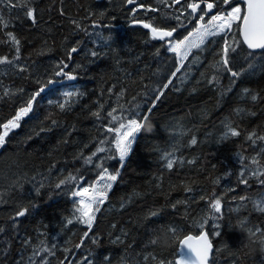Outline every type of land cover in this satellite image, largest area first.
<instances>
[{
    "label": "trees",
    "instance_id": "trees-1",
    "mask_svg": "<svg viewBox=\"0 0 264 264\" xmlns=\"http://www.w3.org/2000/svg\"><path fill=\"white\" fill-rule=\"evenodd\" d=\"M146 3L154 6L155 0H146ZM34 6L38 19L35 27L31 20L25 18L22 9L9 10L0 6L4 20L9 22L8 27L0 31V40L7 41L8 32L21 40V55L27 60L22 59L19 63H26L31 73L17 74L11 66L0 65V82L3 85L0 95H3L4 88L10 91L24 89L23 95L0 100V121L10 119L24 103L27 94L39 87L36 80L53 79L58 82L48 85L38 103H34V111L21 120L19 128L9 132L6 143L0 147V191L10 192L5 196L8 202L0 206V225L6 227L0 234V264H28L34 249L42 247L39 240L48 237L60 244L55 256L47 257L49 264H78L84 258L89 259V264H104L105 260L108 264H156L151 258L144 260L149 253L154 254L157 261L178 260V244L167 250L148 244L153 235L151 229L157 224H172L181 228L183 234H193L194 221L210 211L207 199L200 200L199 197H210L213 191L223 196L222 212L217 218L220 235L213 241L214 246L223 251L214 254V264H262L264 253H250L239 246L242 234L234 229L242 218L249 221L245 228L264 227V213L254 209L256 201H261L264 206V186L255 179L250 180L248 186L240 184L237 173L241 169L236 160L237 152L251 157L259 150V142L253 146L245 141L248 132L255 129L258 135L264 134V58H257L256 66L236 78L232 90L221 96V91L226 89L221 78L219 85L207 83L214 75L209 65L214 61L217 44L206 43L200 49L191 50L188 59L183 61L184 67L172 77L173 84L155 102L149 116L151 130H142L134 142L108 200L96 213L90 238L84 241L83 248L76 249L85 226L77 222L66 224L65 218H71L75 207L74 198L65 186L57 189L55 184L69 172L81 169L82 161L73 160L78 152L83 150L85 155H90L95 151L94 138L101 135L98 130L101 122H97L91 113L97 110L99 103L105 104L106 110L115 107L114 93L124 88L126 92L121 103L128 107L129 102H138L143 110L145 102L157 94L163 85L160 66L167 45L152 40L147 30L130 22L123 0H63V4L61 0H37ZM60 7H63L64 15L60 14ZM100 12L104 13L102 18L99 17ZM90 13L91 19H88ZM138 15L140 19H146L143 10ZM147 17H156L155 24L160 26L176 25L175 20L165 19L159 12H148ZM98 19L101 26L93 28L92 23ZM70 20L80 21L88 34L77 31ZM191 26L188 24L176 33ZM94 32L101 33L109 41V46L103 47L97 37L91 35ZM70 47H78L77 53L72 54L68 61L70 68L77 64L81 66L75 69L73 75L76 79L72 81L52 75L53 66L67 58ZM93 50L100 55L91 56ZM12 54L9 43H0V56L11 58ZM197 55L198 60L195 59ZM113 85L115 88L110 94L108 89ZM244 88L259 93L260 99L253 103L248 98H241ZM68 91L83 93L74 98L71 110L61 112L49 105V100L63 102L64 93ZM143 93L147 95H138ZM133 96L137 97L134 102ZM237 107L249 109L256 115L242 114L238 117L233 112ZM49 116L58 121L57 126L51 124ZM226 117L233 126H239L241 136L220 141L219 137L225 131L221 122ZM42 127L51 128V131L41 132ZM193 135L198 143L189 146ZM173 147L178 149L177 157H198L196 164L167 170L160 157L163 152L172 151ZM114 161L106 163L109 166ZM260 163L264 165V156L260 157ZM53 164L55 168L50 173L49 168ZM96 171L89 165L83 168L82 175L94 179ZM229 172L231 175L226 176ZM32 177L36 180L32 181ZM217 177L222 178L220 185L212 182ZM41 180L45 186L37 196L34 185ZM181 182L191 186L193 192L186 193L180 186ZM229 187L234 191H227ZM192 196L196 199L193 200ZM242 196L248 199L241 201ZM129 197L132 198L130 203ZM181 199H187L188 203L171 207ZM121 200L125 207H121ZM18 206H28L30 210L25 217L19 218L17 233L12 230L9 218L19 210ZM157 210L158 217L146 216ZM25 239H30L31 244L25 246ZM64 248L73 251L65 252ZM45 256L46 253H39L36 264H40ZM65 257H68L67 261Z\"/></svg>",
    "mask_w": 264,
    "mask_h": 264
},
{
    "label": "snow or ice",
    "instance_id": "snow-or-ice-1",
    "mask_svg": "<svg viewBox=\"0 0 264 264\" xmlns=\"http://www.w3.org/2000/svg\"><path fill=\"white\" fill-rule=\"evenodd\" d=\"M36 3L37 0H0V6L6 7L9 10L13 8L22 9L23 15L25 18L31 20L33 27L38 24L37 8L34 6ZM123 3L127 7L131 17L130 22L132 24H140L144 29L150 30L152 40L164 42V44H167V50L176 54L180 62V67H177L175 72L171 73L172 77H175L176 74L181 71V68L184 67L183 61L188 59L191 49H200L206 43L214 42L217 44L218 50L215 51L214 61L209 67L215 71V74L212 75L211 79L207 80V83L219 85L220 76L224 73L230 74L233 79L229 81L228 87L221 91V96H223L226 92L232 90V85L235 83L236 78H239L249 69L256 66L255 61L257 58H264V0H194V2H189V0H155L154 6L152 4H147L146 0H123ZM61 4H63V0H61ZM169 9L171 11H168ZM141 10H143L146 19H140L138 14ZM2 12L3 8H0V31L7 28L9 23L4 20ZM59 12L61 15L65 14L63 7H60ZM148 12H159L163 18L175 20L176 25H168L166 27L157 25L155 24L156 17H147ZM91 15L90 13L87 18L91 19ZM103 16L104 13L100 12L99 17L102 18ZM206 17H208V19H206ZM193 22V29L188 31L187 35L182 39L174 37L173 34L180 28H186L188 24H193ZM70 23L75 25L77 31L88 34L87 29L82 27L80 21L70 20ZM91 26L93 28L100 27L99 19L94 21ZM48 31L51 32V29ZM91 35L96 36L103 47L109 46V41L106 40L101 33L94 32ZM7 37V41L0 40V43H9L13 54L11 58L8 56H0V65L7 64L11 66L17 71V74L29 73V66L26 63H19L22 59L25 61L27 60V57H22L21 55V40L12 32H8ZM210 37L219 39L209 40ZM65 43H67V38H65ZM77 51L78 47H70L66 53L67 58L57 61L53 66L52 75L55 77H63L68 81L76 79L73 73L76 68L81 66L77 64L75 68H70L68 61L72 59V54L77 53ZM156 54H159V49H157ZM90 55L98 57L100 53L93 50ZM195 59L198 60L199 55H197ZM241 59L247 62V67L243 65L239 68L236 67ZM29 75H31V73H29ZM201 75L204 76L205 74L202 73ZM55 82L58 81H54L53 79H48L47 81L36 80L35 83H37L39 87L32 93L27 94L24 103L19 106L18 110L15 111V114L10 119L6 122L0 121V128L3 129V131H0V147H3L6 143V137H8L9 132L19 128L21 120L28 117L29 114L34 111V103H38V98L46 91L48 85ZM181 82L183 83V79ZM172 84V79H168L167 83L161 85L160 89L157 90V94L145 102L143 110L141 104L138 102H129L128 107H126L124 103H121L126 92V89L121 88L119 92L114 93L116 98L115 107H110V109L106 110L105 104L99 103L97 110L91 113V116L94 117L97 122H101L98 123V130H100L101 135L99 138H94V143L97 145L95 151L90 155H85L83 150L78 152L73 157V160L82 161L81 169H77L75 173L69 172L55 184L57 189H60L61 186H65L67 191L70 192L71 196L74 198L73 204L75 207L71 214V218H65L66 224L72 225L74 222H77L85 226L83 238L81 242L75 246L76 249L83 248L84 241L90 238L94 223L97 219L96 213L101 211V206L108 200V194L113 188L114 183L117 182L121 174L120 170L125 166L126 160L132 151L133 144L137 140L138 135L142 130H146L145 125L151 123L149 116L155 108V102L159 101L164 95V90L168 89ZM0 87H3L2 82H0ZM113 88H115V85L108 89L110 94L113 93ZM176 90L179 89L177 88ZM17 94L23 95L24 89L20 88L15 91H10L8 88H4L3 95H0V100H3L4 97H11ZM82 95L83 93L80 92L68 91L64 93L63 102L49 100L48 103L61 112L69 111L75 103L74 98ZM138 95H147V93ZM241 98H248L251 102L255 103L260 99V96L259 93H253L250 89L244 88L241 92ZM136 100L137 97L133 96L132 101L134 102ZM105 112L106 114H102ZM233 112L238 117L242 114L256 115L255 112L242 107L233 109ZM49 119H51L50 116ZM221 123L225 131L219 137L220 141H227L231 138L241 136L239 126H233V122L229 118L226 117ZM51 124L57 126L58 121L51 119ZM46 130L51 131V128L42 127L40 129L41 132ZM38 134L39 133H37V135ZM245 141L251 142L253 146H256L259 142L260 147L256 154L251 157H247L241 152L236 153V160L241 169L237 173L238 182L248 186L249 181L255 179L259 185L264 186V179H261V177H264V165L260 163V157L264 156V134L258 135L257 131L253 129L251 132L247 133ZM64 143L67 144V140H65ZM197 143V138L193 135L189 140V146L196 145ZM85 147H87V145H85ZM56 150L57 149H54L53 151ZM177 151L178 149L173 147L172 151H165L161 154L160 159L164 161V167L167 170L171 171L174 166L183 168L185 164H196L198 157L191 159H185L182 156L177 157ZM99 153H104L105 155L99 156ZM51 155L52 153L50 152L49 156ZM94 158L96 159L94 160ZM108 160H117L119 167L110 170L106 163ZM89 165L97 170L96 177L92 180H88L82 175L83 168ZM252 165H255V168H252ZM53 168H55V164L49 168L50 173ZM230 175V172L226 173V176ZM159 179L162 180L163 178L160 177ZM221 179L222 178L217 177L212 182L214 185H220ZM35 180L36 177H32V181ZM44 186L42 180L34 185V191L37 196ZM180 186L184 188L186 193L193 192V188L186 185L184 182H181ZM157 187H160V185H157ZM227 191H234V189L229 187ZM6 195H10V192L5 193L0 191V205L8 202L5 200ZM136 195L139 194L137 193ZM131 199V197L128 198L129 203ZM192 199L195 200L196 197L192 196ZM199 199H207L210 211L209 214L194 221L192 225L194 229L193 234H183L181 228L172 224H157L155 228L158 226H167L172 230L174 236L177 237L176 245H179L180 258L178 260H183L185 264H214V254L223 251V249L215 247L213 243L214 239L220 235L217 231L219 227L217 218L222 212L223 196L217 195L216 192L213 191L210 197L206 198L205 196H200ZM247 199V197H240L241 201ZM187 203V199L176 200L171 207L176 208L178 205H186ZM125 206V202L121 200V207ZM18 207L19 210L15 211L9 218L12 230L17 233L20 223L19 218L25 217L30 210L28 206ZM254 209L264 213V206H262L261 201L254 202ZM158 215L159 210L151 211L146 214L147 217H158ZM248 223V218H242L240 226L244 227ZM113 227L115 228V225H113ZM155 228L151 229V231ZM246 229L264 236V227L260 225L249 226L246 227ZM5 230L6 227L0 225V234L4 233ZM38 235L40 234L38 233ZM124 235L126 236L127 233L124 232ZM117 239L119 240V238ZM29 244H31V240L25 239V246ZM39 244L42 247L34 249L33 255L28 258V264H36V257L41 252L46 253L47 256L40 260V264H49L47 257L55 256L56 249L60 247V244L50 237L39 240ZM148 244L154 245L151 239L148 241ZM241 247L243 246L241 245ZM62 250L69 253L73 251L68 248ZM149 258L156 261V264H178V260L166 262L160 259L157 261L156 256L152 253L144 256L145 261H148ZM65 260L67 261L68 257H65ZM78 264H89V259H81L78 261ZM104 264H108V261L105 260ZM262 264H264V262H262Z\"/></svg>",
    "mask_w": 264,
    "mask_h": 264
},
{
    "label": "clouds",
    "instance_id": "clouds-1",
    "mask_svg": "<svg viewBox=\"0 0 264 264\" xmlns=\"http://www.w3.org/2000/svg\"><path fill=\"white\" fill-rule=\"evenodd\" d=\"M151 127L150 124L145 125L146 130L150 131ZM234 230L242 234L239 246L242 245L243 248L250 253L256 251L264 253V236L248 231L246 228L241 227L239 223L236 224ZM151 240L156 247L162 250H167L176 245L177 237L174 236L172 230L167 226H158L153 230ZM178 264H185V262L183 260H178Z\"/></svg>",
    "mask_w": 264,
    "mask_h": 264
},
{
    "label": "rangeland",
    "instance_id": "rangeland-1",
    "mask_svg": "<svg viewBox=\"0 0 264 264\" xmlns=\"http://www.w3.org/2000/svg\"><path fill=\"white\" fill-rule=\"evenodd\" d=\"M193 26H194V23L192 24L191 27L180 32L178 35H176V38L182 39L185 35H187L188 31H191L193 29ZM179 65H180V62L178 61L176 54L167 50V52L164 56V60L160 66L161 79H162L163 84L167 83L168 79H170L172 77L171 73L175 72L176 68L179 67ZM241 65L246 67L247 62L241 59L237 63L236 67L239 68ZM213 74H215L214 70H213ZM220 78H221V82L225 88L228 87L229 81L231 79H233L230 76V74H228V73H224L223 75L220 76ZM4 156H6V154ZM9 165L12 166V164H9ZM118 167H119V165H118L117 160H115L113 163H111V165H109L110 170L111 169H117ZM88 180H92V179H88ZM85 186H87V185H85ZM75 199H78V198H75ZM3 205H5V204H3Z\"/></svg>",
    "mask_w": 264,
    "mask_h": 264
},
{
    "label": "water",
    "instance_id": "water-1",
    "mask_svg": "<svg viewBox=\"0 0 264 264\" xmlns=\"http://www.w3.org/2000/svg\"><path fill=\"white\" fill-rule=\"evenodd\" d=\"M138 25H140V24H138ZM141 26V25H140ZM146 30H148V29H146ZM149 32H150V30H148ZM150 35H151V33H150ZM174 36H175V33L173 34ZM166 39H170V38H166ZM180 258V257H179Z\"/></svg>",
    "mask_w": 264,
    "mask_h": 264
},
{
    "label": "bare ground",
    "instance_id": "bare-ground-1",
    "mask_svg": "<svg viewBox=\"0 0 264 264\" xmlns=\"http://www.w3.org/2000/svg\"><path fill=\"white\" fill-rule=\"evenodd\" d=\"M142 27V26H141ZM143 28V27H142ZM146 30V29H145ZM148 31V30H147ZM149 32V31H148ZM150 33V32H149ZM151 36V35H150Z\"/></svg>",
    "mask_w": 264,
    "mask_h": 264
}]
</instances>
